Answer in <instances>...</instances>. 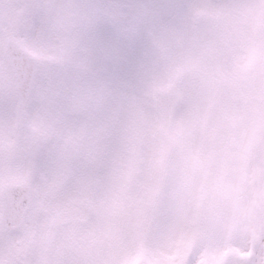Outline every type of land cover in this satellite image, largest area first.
Listing matches in <instances>:
<instances>
[{"label": "snow or ice", "instance_id": "6c2138e0", "mask_svg": "<svg viewBox=\"0 0 264 264\" xmlns=\"http://www.w3.org/2000/svg\"><path fill=\"white\" fill-rule=\"evenodd\" d=\"M0 264H264V0H0Z\"/></svg>", "mask_w": 264, "mask_h": 264}]
</instances>
